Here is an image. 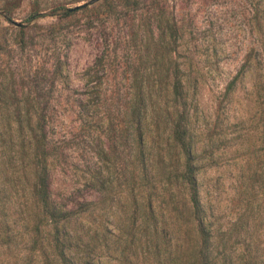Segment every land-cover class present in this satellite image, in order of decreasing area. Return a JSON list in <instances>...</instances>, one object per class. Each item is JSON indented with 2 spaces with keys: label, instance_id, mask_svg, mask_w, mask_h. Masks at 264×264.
Here are the masks:
<instances>
[{
  "label": "rangeland",
  "instance_id": "rangeland-1",
  "mask_svg": "<svg viewBox=\"0 0 264 264\" xmlns=\"http://www.w3.org/2000/svg\"><path fill=\"white\" fill-rule=\"evenodd\" d=\"M87 1L0 0V71L30 91L51 121L52 200L68 210L95 202L96 217L107 206L103 224L114 225L125 187L118 164L130 158L125 147H102L106 156L92 158L75 105L83 98L99 102L116 121L129 96L134 56L146 52L143 40L152 34L163 36L169 69L178 67L184 78L208 217L228 226L246 205L255 208V154L264 147V0H139L134 10L120 0H97L65 14ZM20 28L28 36L22 49L11 41ZM55 55L61 78L51 75ZM99 57L95 72L85 74ZM91 162L109 194L84 184ZM1 235L0 264H37L25 235L14 233L8 243Z\"/></svg>",
  "mask_w": 264,
  "mask_h": 264
},
{
  "label": "trees",
  "instance_id": "trees-1",
  "mask_svg": "<svg viewBox=\"0 0 264 264\" xmlns=\"http://www.w3.org/2000/svg\"><path fill=\"white\" fill-rule=\"evenodd\" d=\"M139 0H120L137 9ZM65 9L67 16L82 9ZM27 34L12 38L24 48ZM129 71V96L118 119L105 116L99 102L76 101L78 131L92 158L102 147H125L130 161L118 164L125 179L114 225L107 206L97 217L95 202L68 210L49 192L54 144L51 121L30 91L16 87L0 71V231L8 243L14 233L27 237L37 264H264V147L255 157V208L228 226L210 220L201 201L199 155L187 88L161 35L144 39ZM150 49H154L150 51ZM55 55L52 76L61 78ZM97 58L85 74L95 72ZM236 76L232 79V85ZM84 184L109 194L94 162L85 165ZM255 221V229L252 227Z\"/></svg>",
  "mask_w": 264,
  "mask_h": 264
},
{
  "label": "water",
  "instance_id": "water-1",
  "mask_svg": "<svg viewBox=\"0 0 264 264\" xmlns=\"http://www.w3.org/2000/svg\"><path fill=\"white\" fill-rule=\"evenodd\" d=\"M97 0H89V1H87L86 3H84V4H82V5H80V6H88V5H91V4H93V3H95ZM80 6H77L76 8H78V7H80Z\"/></svg>",
  "mask_w": 264,
  "mask_h": 264
}]
</instances>
